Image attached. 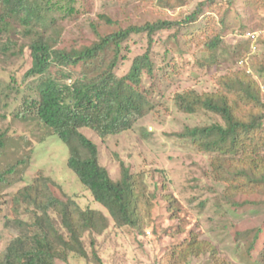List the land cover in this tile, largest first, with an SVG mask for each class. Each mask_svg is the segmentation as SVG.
<instances>
[{"label": "trees", "instance_id": "obj_1", "mask_svg": "<svg viewBox=\"0 0 264 264\" xmlns=\"http://www.w3.org/2000/svg\"><path fill=\"white\" fill-rule=\"evenodd\" d=\"M54 1L0 0V73L5 72L1 65L7 59L19 58L25 50L31 59V67L20 83L14 76L9 81L0 80V105L6 108L11 96L15 100L24 94L23 108L15 110V116L32 119L67 146L68 167L106 213L82 208L51 178L40 174L12 196L13 218L5 220L4 228L14 230L17 237L1 254L0 264L67 263L73 255L89 260L84 235H102L111 220L118 228H130L143 235L144 228L152 224L155 206V196L148 194L145 174L135 173L121 162L120 175L113 178L100 163L98 145L84 130L93 131L105 141L110 136L131 131L140 119L151 113L155 108L150 98L152 92L141 87L145 75H155L152 54L156 36L173 31L168 42L182 53V33L196 24L205 9L214 3L208 0L198 4L179 21L157 19L106 35L100 33L98 24L92 23L95 40L74 45L67 51L57 48L60 29L51 14L62 11L65 17L78 20L79 13L74 7L77 0ZM182 5L183 0H158L156 4L164 11ZM100 18L113 24L104 15ZM223 32L224 25L205 42L204 49L210 59L222 50ZM142 35L147 38V50L133 60L127 75L118 76L119 63L127 60L122 56L124 43ZM13 49L18 52L13 53ZM171 68L165 73L168 77L175 71V64ZM23 81H26V90L22 89ZM217 85L214 92L199 94L188 90L175 95L178 112L186 115L205 112L219 119L210 125L188 126L175 136L214 156L210 159L211 176L226 186L218 207H225L230 213L248 205L264 204L262 197L254 202L250 200L259 192L264 196V100L261 86L247 71L220 77ZM7 146V134L0 132V193L5 185L13 184L11 178L17 169L28 164L17 160L12 150L13 157L9 156ZM51 212L60 218L65 234L55 225ZM23 215H28L30 220L22 218ZM234 241L236 246L243 247V260L264 264V223L234 232ZM94 252L92 262L102 264ZM207 254H210V264H222L223 260L216 256L217 251L210 243L199 241L191 234L189 239L168 249L166 256L172 259L178 256L177 260L170 262L166 257L163 263L187 264Z\"/></svg>", "mask_w": 264, "mask_h": 264}, {"label": "rangeland", "instance_id": "obj_2", "mask_svg": "<svg viewBox=\"0 0 264 264\" xmlns=\"http://www.w3.org/2000/svg\"><path fill=\"white\" fill-rule=\"evenodd\" d=\"M206 1L183 0L182 7L164 11L156 6L158 0H77L74 7L79 13L78 20L65 17L62 11L51 14L57 19L60 29L57 48L69 51L74 45L82 46L95 40L92 23L98 24L100 33L106 35L120 28L157 19L179 21ZM212 1L213 5L205 9L199 21L182 33V53L174 50L173 43L168 42L173 31L156 36L152 54L155 75H145L141 87L152 92L153 111L140 119L131 131L110 136L105 141L93 131L84 130L98 145L100 163L113 178L119 177L121 162L133 172L145 174L148 194L155 196L152 224L144 228L143 235H138L130 228L116 227L111 220L110 227L102 235H84L89 260L73 255L67 263L57 261V264H96L92 262L94 251L102 264H167L163 263L166 257L170 262L178 258H168V249L189 239L191 234L199 241L210 243L217 251L216 256L223 260L222 264H253L242 259L243 247L236 246L234 232L262 225L264 204L248 205L230 213L227 208L218 207L225 185L217 183L211 176L210 159L214 156L200 152L191 142L175 136L188 126H205L219 121L205 112L195 115L178 112L174 104V97L178 93L188 90L199 94L214 92L218 89L220 77L247 71L261 86L264 100V2ZM60 4L66 5L65 2ZM101 15L109 18L113 24H107L100 18ZM223 25L222 50L210 59L204 49L205 42L213 38ZM123 47L122 56H126L127 60L119 63L116 73L120 77L127 75L133 60L145 53L147 38L143 35L133 36ZM12 51L18 52L17 49ZM174 64L175 71L171 77L166 76L165 73L173 70L171 67ZM30 67V53L25 50L24 55L7 59L1 65L5 72L0 73V80L9 81L14 76L20 83ZM25 82H22L24 90ZM23 97L24 94H21L14 100L11 96L6 108L0 105V132L7 134V153L13 157L12 150L17 160L28 162L17 169L11 178L13 184L5 185L0 193V257L17 237L14 230L4 228L5 220L13 218L12 196L40 174L51 178L65 195L72 197L82 208L105 212L68 167L67 146L32 119L15 116V110L23 108ZM259 193L251 196L250 200L254 202L260 197L264 198ZM51 215L57 228L63 232L58 215L52 212ZM22 218L30 220L28 215ZM161 260L162 263H159ZM210 263V254H207L195 257L187 264Z\"/></svg>", "mask_w": 264, "mask_h": 264}]
</instances>
